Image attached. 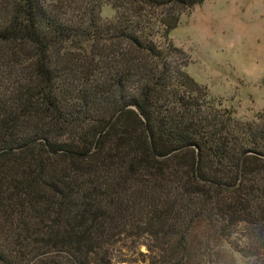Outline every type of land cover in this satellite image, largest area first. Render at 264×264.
I'll return each instance as SVG.
<instances>
[{"label": "trees", "instance_id": "trees-1", "mask_svg": "<svg viewBox=\"0 0 264 264\" xmlns=\"http://www.w3.org/2000/svg\"><path fill=\"white\" fill-rule=\"evenodd\" d=\"M204 2L83 26L0 0V264H264V110L237 118L170 37Z\"/></svg>", "mask_w": 264, "mask_h": 264}, {"label": "rangeland", "instance_id": "rangeland-1", "mask_svg": "<svg viewBox=\"0 0 264 264\" xmlns=\"http://www.w3.org/2000/svg\"><path fill=\"white\" fill-rule=\"evenodd\" d=\"M46 1L77 25L87 26L92 17L110 23L119 15L114 0ZM148 23L153 26L154 20L148 19ZM170 37L187 54L186 70L213 99L243 121H258V114L264 110V0H205L182 11L180 24ZM4 46L0 41L1 50ZM125 246L120 255L135 256L132 245ZM215 249L220 264L255 261L244 258L226 242L215 244Z\"/></svg>", "mask_w": 264, "mask_h": 264}]
</instances>
